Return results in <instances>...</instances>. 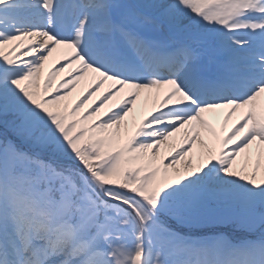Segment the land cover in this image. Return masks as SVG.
Masks as SVG:
<instances>
[{"label":"snow or ice","instance_id":"6c2138e0","mask_svg":"<svg viewBox=\"0 0 264 264\" xmlns=\"http://www.w3.org/2000/svg\"><path fill=\"white\" fill-rule=\"evenodd\" d=\"M0 264H264V0H0Z\"/></svg>","mask_w":264,"mask_h":264},{"label":"bare ground","instance_id":"6f19581e","mask_svg":"<svg viewBox=\"0 0 264 264\" xmlns=\"http://www.w3.org/2000/svg\"><path fill=\"white\" fill-rule=\"evenodd\" d=\"M150 103H151V102L149 101V106H150ZM214 123H215V122H214Z\"/></svg>","mask_w":264,"mask_h":264}]
</instances>
